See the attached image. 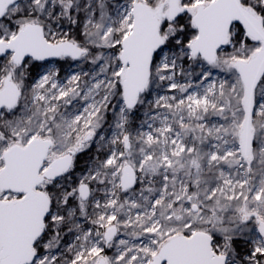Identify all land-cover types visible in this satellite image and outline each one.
I'll use <instances>...</instances> for the list:
<instances>
[{
	"label": "snow or ice",
	"instance_id": "1",
	"mask_svg": "<svg viewBox=\"0 0 264 264\" xmlns=\"http://www.w3.org/2000/svg\"><path fill=\"white\" fill-rule=\"evenodd\" d=\"M0 264H264V0H0Z\"/></svg>",
	"mask_w": 264,
	"mask_h": 264
}]
</instances>
